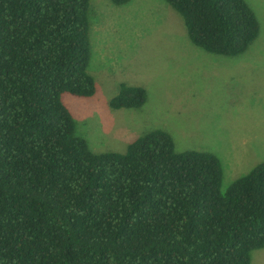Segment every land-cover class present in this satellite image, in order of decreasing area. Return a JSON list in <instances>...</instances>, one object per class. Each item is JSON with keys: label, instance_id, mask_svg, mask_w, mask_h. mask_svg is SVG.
<instances>
[{"label": "trees", "instance_id": "obj_1", "mask_svg": "<svg viewBox=\"0 0 264 264\" xmlns=\"http://www.w3.org/2000/svg\"><path fill=\"white\" fill-rule=\"evenodd\" d=\"M130 0H111L116 6ZM189 41L224 56L260 35L245 0H164ZM90 0H0V264H251L264 248V163L221 191L212 153L151 130L95 153L63 94H95ZM121 84L113 110L140 109Z\"/></svg>", "mask_w": 264, "mask_h": 264}, {"label": "rangeland", "instance_id": "obj_2", "mask_svg": "<svg viewBox=\"0 0 264 264\" xmlns=\"http://www.w3.org/2000/svg\"><path fill=\"white\" fill-rule=\"evenodd\" d=\"M261 31L239 57L214 55L188 39L182 17L164 0H90L91 59L95 81L88 98L62 95L76 133L95 153H124L136 137L160 129L176 152L214 154L223 169L221 191L264 163V0H245ZM121 84L142 87L140 109L113 110ZM264 264V248L250 253Z\"/></svg>", "mask_w": 264, "mask_h": 264}]
</instances>
